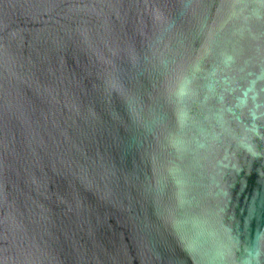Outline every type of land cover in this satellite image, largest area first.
Masks as SVG:
<instances>
[{"label": "water", "instance_id": "obj_1", "mask_svg": "<svg viewBox=\"0 0 264 264\" xmlns=\"http://www.w3.org/2000/svg\"><path fill=\"white\" fill-rule=\"evenodd\" d=\"M0 264H264V0H0Z\"/></svg>", "mask_w": 264, "mask_h": 264}]
</instances>
